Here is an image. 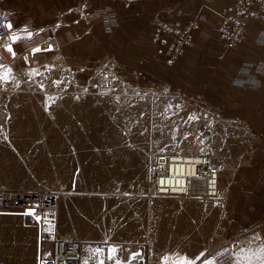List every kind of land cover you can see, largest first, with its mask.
I'll return each instance as SVG.
<instances>
[{
	"label": "rangeland",
	"instance_id": "374dc122",
	"mask_svg": "<svg viewBox=\"0 0 264 264\" xmlns=\"http://www.w3.org/2000/svg\"><path fill=\"white\" fill-rule=\"evenodd\" d=\"M108 12L107 38L116 16ZM96 20L93 34L100 26ZM14 33L0 38V73L8 72L0 80V187L54 195L57 232L104 243V264H132L136 257L144 264H174L183 257V245H223L240 238L242 244L247 239L252 254L237 263L264 258V208L257 209L263 203L234 199L259 192L264 177V166L249 159L248 134L233 123L229 104L249 94L247 88L221 77L219 89L183 88V96L171 99L174 90L163 93L154 87L160 82L147 79L137 66L127 68L111 50L98 52L101 43L92 42L84 62L54 52L25 59L5 52ZM97 67L116 69L118 88L95 91ZM190 114L206 124L199 135L204 138L190 137L196 122L188 121ZM204 149L226 166L218 199L151 196L149 161L156 153ZM37 237L30 216L1 215L0 264H33ZM111 246L117 252L108 259ZM88 249L82 247L81 263L100 264L98 253Z\"/></svg>",
	"mask_w": 264,
	"mask_h": 264
},
{
	"label": "crops",
	"instance_id": "0c3cea01",
	"mask_svg": "<svg viewBox=\"0 0 264 264\" xmlns=\"http://www.w3.org/2000/svg\"><path fill=\"white\" fill-rule=\"evenodd\" d=\"M230 1L133 0L126 4L124 0H0V7L12 12V29L14 32L17 30L13 33L21 37L15 42L10 37L4 45L10 44L16 53L15 57L20 58L39 57L48 52L43 49L51 45L52 53H58V56L60 54L71 62L76 59H83L84 62L92 54V42L101 43L98 52L111 50L127 68L137 66L147 79L167 83L182 91L183 88L219 89V79L222 77L230 82L242 60L258 61L263 66V70L257 73L259 84L253 87L242 85L249 94L242 99L232 98L229 104L233 105L232 117L237 120L233 123L242 124L248 134L249 159L264 166V42L254 41L257 29L264 28V23L253 18L246 19L245 38L238 45L223 49L216 33V25L219 11ZM108 11L116 15L111 22L115 29L113 28L114 32L109 38L104 37V34L109 33L106 17L111 12ZM153 17L167 22L177 20L181 24L195 22L190 42L183 46L181 54L171 64H167L163 56L154 53L150 38ZM97 18L100 26L93 34L92 26L97 25ZM25 27L27 31H23ZM28 32L33 33L31 38L28 37ZM108 41L115 45L109 46ZM44 43L47 45L44 46ZM102 43H106L105 49ZM147 43L152 46L149 55L145 53L150 49ZM33 48H40L41 51L33 54ZM5 52L13 57L6 49ZM207 75L211 76L210 81L206 80ZM230 84L241 87L231 82ZM225 167L221 164V170ZM259 185V192L250 197L234 199L263 203L262 206L257 205V209H263L264 177ZM244 243L248 244L247 239ZM190 246L183 245V257L195 260L201 252L211 255L220 245ZM251 252L252 246L241 247L231 264H239L237 261L244 259L249 253L251 256ZM262 262L264 258L258 264ZM242 264H253L252 258H247Z\"/></svg>",
	"mask_w": 264,
	"mask_h": 264
},
{
	"label": "built area",
	"instance_id": "2783aa9c",
	"mask_svg": "<svg viewBox=\"0 0 264 264\" xmlns=\"http://www.w3.org/2000/svg\"><path fill=\"white\" fill-rule=\"evenodd\" d=\"M124 1L128 4L133 0ZM111 15L109 13L106 19ZM248 18L264 23V0H231L219 11L216 33L223 49L234 47L245 38V21ZM11 22L12 12L0 7V37L7 34L9 29L4 25ZM151 23L153 28L150 38L155 53L164 55L167 63L172 62L183 46L190 42L195 22L181 24L177 20L167 22L153 17ZM254 41L264 42V28L257 29ZM262 70L263 66L258 61L242 60L230 82L238 86H256L260 82L257 73ZM119 77L118 71L112 67H97L94 69L93 86L111 92ZM136 77L133 76V80ZM158 85L166 91H171L167 84ZM206 129L202 118L196 120L194 130L197 133H202ZM219 179V167L211 153L160 151L154 155L147 182L153 194L185 197L199 193L204 197H213L217 194ZM55 205V197L50 193L0 187V216L14 212L25 215L27 209L35 208V215L42 218L37 221L34 216L28 215L35 221L38 234L37 253L33 264H81L80 254L83 245L102 247L104 243L60 235L56 228ZM238 247L239 242L232 239L215 248L208 259L213 260L214 264H226L234 258ZM205 259L207 258H200L195 264H203Z\"/></svg>",
	"mask_w": 264,
	"mask_h": 264
},
{
	"label": "snow or ice",
	"instance_id": "6c2138e0",
	"mask_svg": "<svg viewBox=\"0 0 264 264\" xmlns=\"http://www.w3.org/2000/svg\"><path fill=\"white\" fill-rule=\"evenodd\" d=\"M4 27H6V28L9 29V30L12 29V25H11V23H6V24L4 25ZM57 27H59V25H57ZM23 31H27V28L25 27V28L23 29ZM40 31H43V29H41ZM32 35H33V33L28 32V37H29V38H31ZM20 39H21V37L16 36V35H13V36L11 37V40H12L13 42L18 41V40H20ZM5 49H6V50L9 52V54L12 55L13 57L16 56V53H15L14 49L12 48V46H11L10 44L5 45ZM52 50H53V49H52V46H51V45H49V47H48L47 49H43V51H48V52H51ZM31 51H32L33 54H35V53L40 52L41 49H40V48H33V49H31ZM25 59H27V57H25ZM35 71H36V70H32V74H35ZM7 78H8V72L0 73V80H6ZM105 78H107V77H105ZM113 78L115 79V77H113ZM54 83L57 84V85H59V84L61 83V81H54ZM40 87L43 88V84H41ZM50 99H51V98H50ZM117 99H119V97H117ZM168 107L171 108L172 105L169 104ZM175 107L180 108V105H176ZM205 118H206V114H205ZM198 119H200V117L196 116L195 114H190V115L188 116V121H195V120H198ZM188 121H186V122H188ZM141 135H143V133H141ZM185 138H187V136H186ZM201 143H202V141H201ZM24 214H25V215H32V216H34V218H35L37 221H40V220L42 219L40 216L35 215V208H32V209L26 211ZM49 231H50V229H49ZM88 251L91 252V253H101L103 250L100 249V248H95V249H88ZM116 252H117V248H116V246H111V247H109V248H108V253H109V255H108V259H113V258L115 257ZM260 252L264 253V248H261V249H260ZM138 255H139V253H135V254H133V258H135V257L138 256ZM203 256H204V253L201 252V253L195 258V260H199V259H200L201 257H203ZM164 259H165V261H167V260H168V257H165ZM195 260L189 259L188 257H181V258H179L178 260H176V261L174 262V264H195ZM84 264H87V260L84 261ZM100 264H104V262L101 260V261H100ZM116 264H122V262H121L120 260H117V261H116ZM203 264H214V261H213V260H209V259H205L204 262H203ZM262 264H264V262H262Z\"/></svg>",
	"mask_w": 264,
	"mask_h": 264
},
{
	"label": "bare ground",
	"instance_id": "6f19581e",
	"mask_svg": "<svg viewBox=\"0 0 264 264\" xmlns=\"http://www.w3.org/2000/svg\"><path fill=\"white\" fill-rule=\"evenodd\" d=\"M12 23H13V20H12V22H11V25H12ZM17 31V30H16ZM10 32V30H8V32H7V34ZM14 32V31H13ZM6 34V35H7ZM6 35H4L3 37H0V38H4ZM152 42V41H151ZM181 52H182V50H181ZM181 52L177 55V57L181 54ZM159 55H161V56H163V58L165 59V56L164 55H162V54H159ZM176 57V58H177ZM175 58V59H176ZM174 59V60H175ZM173 60V61H174ZM172 61V62H173ZM172 62H170V63H167V64H171ZM119 79H121L120 77L118 78V80H117V82H116V85L114 86V89L113 90H115L116 88H118V81H119ZM159 84H167V83H159ZM167 85H169V84H167ZM92 87L94 88V86H93V80H92ZM155 88H159V89H161V91L163 92V93H168V92H170V91H166V90H164L163 88H161L159 85H158V83L156 84V86H154ZM169 87H170V89H171V91L172 90H174V91H172V92H174L175 94L172 96V98L171 99H173L174 97L176 98L177 96H179V97H181V96H183V92L181 91V90H177V89H174L173 87H171L170 85H169ZM94 90L95 91H97V92H102V93H109V92H106V91H104V90H100V89H97V88H94ZM176 91V92H175ZM169 94V93H168ZM179 97H177V98H179ZM174 98V99H175ZM177 105V104H176ZM183 122V121H182ZM194 125H195V122L193 123V125H192V127H191V130H190V133H191V135H190V137H193V138H196V139H201V138H204L203 136H199V135H201V133H197L195 130H194ZM194 135V136H193ZM199 136V137H198ZM206 146H208L207 144H205ZM207 149V148H206ZM162 152H184V151H162ZM186 152H188V151H186ZM206 152H208V153H211L213 156H214V159H215V163L217 164V166L219 167V171H220V179H219V184H218V191H217V194L215 195V196H213V197H204V196H202L201 194H199V193H192V194H190V195H186L185 197H183V198H196V199H199V200H204V199H214V200H216V199H218V197L220 196V193H221V162H220V159L218 158V157H216V155L215 154H213V152H211V151H203V152H191V153H206ZM159 153V152H158ZM189 153V152H188ZM156 155V154H155ZM153 158H154V156L152 157V159L149 161V177H150V171H151V165H152V160H153ZM148 188H149V193L151 194V196L153 197H179V196H175V195H171V194H169V195H158V194H153V192H152V189H151V187H150V185L148 184ZM180 198H182V197H180ZM28 210H30V209H27V211ZM14 213H16V212H14ZM35 222V221H34ZM240 239H242V238H240ZM240 239H236L238 242H239V247L235 250V255H234V258L230 261V262H228V263H226V264H231L232 262H234V260H235V256H236V253L239 251V249L241 248V247H245L246 246V244L244 243V244H242L239 240ZM102 245V244H101ZM84 246V245H83ZM104 246V245H103ZM88 247V246H87ZM88 248H92V249H95V247H88ZM97 248H100V249H102V247H100V246H98ZM36 253H37V251L35 252V255H36ZM102 253H98L96 256H97V259L99 260V262L102 260V255H101ZM109 254V253H108ZM96 259V258H95ZM131 260H133V259H130V261ZM80 262H81V260H80ZM82 264V263H81ZM125 264H128L127 262L125 263ZM132 264H144V260L143 259H141L140 257H136L133 261H132Z\"/></svg>",
	"mask_w": 264,
	"mask_h": 264
}]
</instances>
